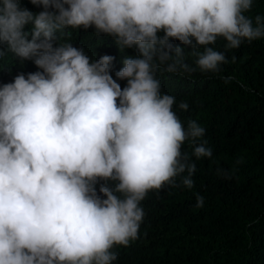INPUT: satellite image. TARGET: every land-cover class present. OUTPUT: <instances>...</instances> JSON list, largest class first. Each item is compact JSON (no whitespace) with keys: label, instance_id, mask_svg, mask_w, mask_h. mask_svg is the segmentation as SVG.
I'll return each mask as SVG.
<instances>
[{"label":"clouds","instance_id":"clouds-1","mask_svg":"<svg viewBox=\"0 0 264 264\" xmlns=\"http://www.w3.org/2000/svg\"><path fill=\"white\" fill-rule=\"evenodd\" d=\"M254 2L30 0L42 8L34 13L0 0V60L11 53L40 69L0 84V264H113L114 249L139 238L150 191L178 178L194 187L193 157L213 150L206 129L174 111L158 73L219 72L228 60L210 45L223 38L227 51L264 37V15L245 14ZM92 27L136 50L115 73L127 86L113 79V56L93 60L69 42L72 29ZM173 39L191 47L196 67ZM204 204L197 194L195 206Z\"/></svg>","mask_w":264,"mask_h":264},{"label":"trees","instance_id":"trees-1","mask_svg":"<svg viewBox=\"0 0 264 264\" xmlns=\"http://www.w3.org/2000/svg\"><path fill=\"white\" fill-rule=\"evenodd\" d=\"M22 3L34 13L42 10L30 0ZM245 14L253 20L264 15V0H255ZM31 28L29 24L25 30ZM71 32L69 42L93 60L113 56V79L121 88L127 86V80L115 73L126 56L136 54L134 48L121 51L114 37L96 35L94 27ZM170 42L184 49V61L196 67L191 47L175 39ZM225 44L219 38L210 45L227 57L219 72L158 73L162 93L176 98L174 111L185 126L192 119L206 129L204 139L213 157H193L197 171L192 189L180 185L178 178L179 186L166 185L148 193L141 202L146 215L139 238L128 247L115 248L119 255L113 264H264V37L251 43L245 40L239 48L227 51ZM36 71L40 69L33 61L21 63L9 53L0 60V84ZM182 101L189 104L187 111L179 109ZM182 151L191 153L193 148L186 142ZM238 160L243 162L238 164ZM218 167L228 170V178L216 174ZM104 183L100 180L96 185L101 198H106L99 192ZM197 194L205 198L203 208L195 206Z\"/></svg>","mask_w":264,"mask_h":264}]
</instances>
